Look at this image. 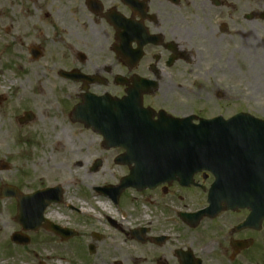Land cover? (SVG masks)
Instances as JSON below:
<instances>
[{"label": "flooded vegetation", "instance_id": "1", "mask_svg": "<svg viewBox=\"0 0 264 264\" xmlns=\"http://www.w3.org/2000/svg\"><path fill=\"white\" fill-rule=\"evenodd\" d=\"M48 6L56 35L51 65L56 79L71 90L57 100L80 132L103 138L69 117L78 105L85 113L98 111L110 119L107 129L124 135L175 137L187 122H216L228 128L234 125L226 123L250 121L251 116L264 120V103L252 110L250 96L253 89L264 97V0H50ZM22 50L31 63L45 56L39 42L22 45ZM32 82L42 85L32 80L29 85ZM8 97L0 94L4 114L12 112ZM36 109L21 93L14 110L16 124L23 128L34 122ZM101 148L107 162L88 163L85 182L93 175L102 178L87 184L83 196L93 193L96 206L106 200L113 212L97 206L73 218L72 224L51 220L46 213L54 207L64 205L79 213L66 202L63 188L61 202L50 205L45 217L66 232L41 228L27 246L65 250V264L256 262L264 248V220L250 225L249 217L264 214L261 155L233 154L217 165L227 171L202 170L188 179L186 164L180 161L149 163L156 158L151 154L136 155L131 163L116 162L124 148L109 149L103 140ZM155 168L158 171H149ZM130 173L133 185L119 189ZM224 176L231 185L227 189L220 187ZM17 182L0 186L30 193L19 188L22 177ZM235 184L243 185L240 194ZM258 192L259 197L253 195ZM116 208H121L122 218L131 215L132 226L113 217ZM208 208L201 218L192 216Z\"/></svg>", "mask_w": 264, "mask_h": 264}, {"label": "rangeland", "instance_id": "2", "mask_svg": "<svg viewBox=\"0 0 264 264\" xmlns=\"http://www.w3.org/2000/svg\"><path fill=\"white\" fill-rule=\"evenodd\" d=\"M49 2L0 0V94L9 96L12 108L10 114H4V107L0 106V162L9 165L8 170L0 172V183L16 179L19 182L22 177L23 186L19 188L27 193L59 184L65 190L67 203L79 211H90L92 207L97 208L98 198L93 193L89 197L83 196L86 185L100 182L102 177L93 175L90 182H85L87 164L97 159L107 161L104 160L101 138L93 133L80 132L78 127L71 125L60 98L57 100L60 95H71V90L56 79V69L51 65L56 35ZM33 42H39L45 48L44 58L37 63L25 59L22 50V45ZM30 80L42 82V85L34 82L29 85ZM21 93H25L29 106L32 103L37 106L35 121L23 128L16 124L17 111H14ZM261 94L250 90L252 110L263 107ZM70 102L66 99L67 105ZM77 180L80 183H76ZM110 207L108 205L107 209L113 212ZM115 210L113 217L121 225L132 226L131 215L127 214L125 219L119 213L121 208ZM46 215L64 225L72 224L76 216H84L80 212H69L64 205L49 209ZM15 216L14 200L0 199V229H7L0 241V264H39L40 261L65 264L68 258L65 250L11 244V234L20 231V226L13 220ZM27 235L34 240L38 237ZM254 264H264V248Z\"/></svg>", "mask_w": 264, "mask_h": 264}, {"label": "water", "instance_id": "3", "mask_svg": "<svg viewBox=\"0 0 264 264\" xmlns=\"http://www.w3.org/2000/svg\"><path fill=\"white\" fill-rule=\"evenodd\" d=\"M27 118L30 119V115H27ZM79 119V118H78ZM93 121V120H92ZM94 126V129L97 131H100V122L93 121L91 123ZM258 127L264 130V123L262 124H256ZM259 129V128H258ZM187 137H186V147H187V163L188 164H195L198 162V160L195 158L196 156V149L202 148L204 151V159L203 162H210V155L212 154L213 147L215 145V142L217 139L207 136L203 137V130L201 127L191 126L188 125L187 127ZM259 131V130H256ZM254 132V131H252ZM105 139L108 143V147L110 146H131L130 141H128L127 138L122 137H113L110 135L105 134ZM253 138V135L251 136ZM142 142V139H138V143L136 142V146L140 145ZM98 162V161H97ZM130 181V177L126 178ZM5 189L3 188L1 190V195H4ZM11 191V190H10ZM60 191L59 188L46 190L42 193H36L33 196L29 197H20L15 194L14 190H12V194L17 197V217L16 221L20 223L22 226V229L24 231H30L34 230L36 231L38 227L40 226L42 219L43 212L45 208L51 203V202H57L59 201V198L55 197L58 196V192ZM7 193V191H5ZM12 240L17 243H27L28 239L23 237H18L17 235H14L12 237Z\"/></svg>", "mask_w": 264, "mask_h": 264}, {"label": "bare ground", "instance_id": "4", "mask_svg": "<svg viewBox=\"0 0 264 264\" xmlns=\"http://www.w3.org/2000/svg\"><path fill=\"white\" fill-rule=\"evenodd\" d=\"M59 149H60V148H59ZM97 202H98L97 206H98L101 210L105 211L104 207H105V206H108L107 203H106V200H104V201H103V200H102V201H97ZM6 231H7L6 228L0 229V241H2V240L4 239V236H5Z\"/></svg>", "mask_w": 264, "mask_h": 264}]
</instances>
